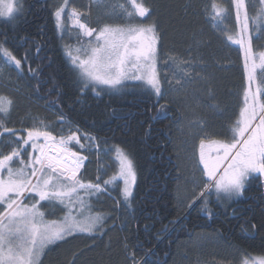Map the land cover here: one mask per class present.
Instances as JSON below:
<instances>
[{
    "label": "trees",
    "instance_id": "1",
    "mask_svg": "<svg viewBox=\"0 0 264 264\" xmlns=\"http://www.w3.org/2000/svg\"><path fill=\"white\" fill-rule=\"evenodd\" d=\"M103 1L70 0L62 27L55 17L62 0H19L15 19L0 17V46L21 61L17 69L0 60V96L12 101L4 119L16 133L12 139L27 136L34 118L63 136L71 122L97 140L86 149L69 144L87 158L79 175L83 182L98 178L103 186L116 176L117 147L135 173L127 200L119 179L89 198L93 213L106 217L103 231L66 237L46 250L42 264H242L246 256H264L261 177L252 176L242 196L231 202L214 197L202 207L206 197H195L196 177H201L192 158L195 141L230 140L244 104L242 55L228 39L238 28L232 0H144L152 14L143 22H154L160 36V97L134 80L118 90L83 88L68 55L75 30L67 15L70 7L87 11V22L96 29L128 22L117 18L119 7L108 10L127 0ZM244 1L249 19L257 18L260 0ZM213 3L227 9L223 22L214 19ZM263 20L251 27L256 52L264 50ZM9 136L0 139L3 154L10 152ZM29 154L27 149L23 157ZM58 206L59 212L50 213L46 205V218H60Z\"/></svg>",
    "mask_w": 264,
    "mask_h": 264
},
{
    "label": "snow or ice",
    "instance_id": "2",
    "mask_svg": "<svg viewBox=\"0 0 264 264\" xmlns=\"http://www.w3.org/2000/svg\"><path fill=\"white\" fill-rule=\"evenodd\" d=\"M69 2L64 0L55 12L58 27H62V14ZM93 2L100 3L101 0ZM260 2L264 4V0ZM232 3L239 22L241 12L245 9L244 0H232ZM118 7L120 13L117 18H124L128 22L115 26L105 24L98 29L81 22L82 13L75 8L69 14L84 36L95 37L94 42L88 41L89 48H77L75 56L68 53L73 66L79 70L83 88L97 91L99 87L106 86L110 90H118L124 86V81L134 80L142 81L158 97L163 96L157 72L160 58L158 26L154 22H143L151 16V8L144 0H127L126 4ZM212 7L214 19L223 22L227 9L215 3ZM20 11L19 0H0V17L15 19ZM137 18L142 19L133 22ZM256 19H264V9H261ZM248 27L249 17L245 11L239 38L228 36L243 50L246 69L248 62L252 61L251 71L247 75L249 86L244 93L239 118L231 128L230 140L208 141L209 151H214L215 156L206 152L205 140L200 141L199 165L203 166L202 176L206 177V180L201 181V198L210 196L213 189L217 199L240 195L253 174L264 176V79L258 80L257 77L258 68L264 73V53L259 54L257 64L247 35ZM0 60L9 65L14 63L17 69L21 68V61L2 46ZM253 84L256 85L255 91L252 90ZM11 107L12 101L0 96V139L6 134L16 135L4 123ZM40 138L44 139L43 144L37 142ZM83 139L91 143L94 138L84 136ZM80 140L73 132L67 137L61 136L57 141L46 130V126L34 127L27 130L26 137L18 136L16 141H12L15 146L9 153L3 154L0 149V206L3 207L0 211V264H42L41 257L50 245L64 241L75 233L103 231L106 217L98 212L93 213L92 205L86 198L107 191V186L118 179L124 181V200L131 196L130 181H135L133 163L119 147L115 149L120 165L118 177L105 180L103 186L99 182L85 183L78 177L83 158L73 152L69 144L72 141L80 144ZM29 143L33 154H29L25 161L23 153L27 151L25 146ZM17 161L19 166L13 167ZM26 200L34 202L28 204ZM46 205L62 206L66 210L63 218L46 220L47 213L42 211ZM242 264H264V256H246Z\"/></svg>",
    "mask_w": 264,
    "mask_h": 264
},
{
    "label": "rangeland",
    "instance_id": "3",
    "mask_svg": "<svg viewBox=\"0 0 264 264\" xmlns=\"http://www.w3.org/2000/svg\"><path fill=\"white\" fill-rule=\"evenodd\" d=\"M88 2L89 3H94L93 2V0H88ZM101 2H104L103 0H101ZM62 3H64V0H62ZM244 3H245V1H244ZM95 4V3H94ZM114 6H115V8H114ZM72 9H73V7H70L69 8V13H68V17H67V23H68V27L69 28H72V29H74L75 31H74V41L71 43V44H69V46H70V48H71V54L73 55V56H75V55H77V52H76V49L77 48H89L90 47V45H89V43H88V41L90 40V38L91 37H86V36H84L83 34H82V32H81V30L79 29V27L78 26H76L74 23H73V20L72 19H70V17H69V14L71 13V11H72ZM76 9V8H75ZM259 9H264V4H260V7H259ZM77 10V9H76ZM108 10H118V6L117 5H112V6H110L109 8H108ZM78 12H81L82 13V21L81 22H83V23H86L89 27H91L90 25H89V23L87 22L88 20V18H90V16H88V14L86 13V12H84V11H82V10H77ZM246 11V6H245V9L244 10H242V12H241V16H240V21L238 22L237 21V25H238V28H237V32H236V34L233 36V38L234 39H238L239 38V34H240V27L243 25V23H244V12ZM235 12H236V9H235ZM247 14H248V12H247ZM252 19H249V27H248V33H247V35H248V37L251 39L253 36H256V34H253V35H251V27L253 26V25H256V24H258L257 23V19L256 18H254L252 21H251ZM255 21V22H254ZM252 22V23H251ZM262 23H264V20H263V22ZM92 28V27H91ZM93 42H94V40H95V37H92V39H91ZM231 41V40H230ZM232 42V41H231ZM233 43V42H232ZM236 46H238L239 47V49H240V51H241V55H242V60H243V65H244V69H245V74H246V81H247V88H248V80H247V75H248V72L249 71H251V63H252V61H249L248 62V68L246 69V67H245V56H244V52H243V50L240 48V46L238 45V44H235ZM251 45H252V43H251ZM246 47H247V43H246ZM69 48V49H70ZM252 49H253V52H254V54H255V57H256V63L257 64H259V59H258V56H259V54L260 53H264V50L263 51H260V52H256L255 50H254V48L252 47ZM81 56H82V58H83V53H81L80 54ZM159 61H160V59H159ZM157 72H158V64H157ZM260 70H259V68L257 69V77H258V80L259 79H263V78H261V74H260ZM158 76L160 77V75H159V72H158ZM160 79V78H159ZM125 82V81H124ZM139 82H141L143 85H144V83L142 82V81H139ZM148 87V86H147ZM99 88H102V86L101 87H99ZM246 88V89H247ZM255 88H256V85L255 84H253L252 85V90L253 91H255ZM38 118H34L33 119V121H32V123H31V127L30 128H27V130L28 129H32V128H34V127H40V128H45V123L42 121V120H37ZM69 123V122H68ZM69 125V130H68V132L67 133H69V134H65V136L64 137H67V136H69V135H71L72 134V132L70 133L69 131H73L74 130V132H76V134H77V136L78 137H80L81 138V140H80V147H81V144L82 145H84L83 147H81V149H86V147H88V146H90V145H97V140L93 137V136H91V135H88V134H85L84 132H82L78 127H76L74 124H72L71 122L68 124ZM27 130H26V132L25 133H27ZM46 130H47V127H46ZM0 131H2V129H0ZM52 133V132H51ZM7 135V134H6ZM24 135V134H23ZM20 136V135H17V136H19V137H26V135L25 136ZM52 135L53 136H55V137H61V136H63L61 133H59V134H53L52 133ZM84 136H89V137H92V138H94L92 141H91V143H89L87 140H85V139H83V137ZM9 142H7V143H9L10 144V151H11V148L12 147H14L15 145L12 143V141H16L17 140V138H16V140L15 139H12V136H9V138L7 139ZM59 139H57V141H58ZM203 140H205V144H206V152L209 154V155H212V156H215L216 155V153L214 152V151H209V148H208V141H210V140H213V138H203ZM216 140H221V139H216ZM224 141H228V140H224ZM39 144H43L44 143V139L43 138H40L38 141H37ZM73 142V141H72ZM71 142V143H72ZM195 144H196V147H194L193 149V153H192V158L195 160V165H199V153H200V141H195ZM28 150H29V152H31V151H33V149H32V147H31V144L29 143L28 145H26L25 146ZM1 148H3V146L1 147ZM72 150V149H71ZM73 152H75L74 150H72ZM4 153V152H3ZM9 153V152H8ZM77 154H78V156H80V157H82L83 158V160H82V164H81V167H80V169L81 168H83L84 167V165H85V162L87 161V158H86V156H84V155H81L79 152H76ZM32 154H33V152H32ZM54 154V153H53ZM84 156V157H83ZM28 158H29V155H28ZM28 158H24L23 157V159L25 160V161H27V159ZM129 158V157H128ZM190 158V157H189ZM188 159V158H187ZM197 161H198V164H197ZM16 165H13V167H18L19 166V161H17L16 163H15ZM194 169H197V173L198 172H200L201 171V179L200 178H197L196 177V179H197V181H195V185H200V188H198L197 190H199V191H197V195L195 196L196 198H199V194H200V192L202 191V189H203V183L201 182L202 180H206V177H203L202 176V169H203V166L202 165H199L198 166V168H194ZM82 170V169H81ZM115 170H116V176L118 177L119 176V171H120V165H119V162H118V160L117 159H115ZM79 175V174H78ZM189 175H190V179H192L193 180V177H194V175L192 174V169H191V167H190V171H189ZM258 176L259 178L261 177V179L264 181V176H260L259 174H253V176ZM120 180V182H121V184L123 185V187H124V181H123V179L122 178H120L119 179ZM194 180H195V178H194ZM96 182H99V179L97 178L96 179ZM134 183H135V181L134 182H131L130 181V184H131V190H132V187H133V185H134ZM246 183H247V181H246ZM245 186H246V184H245ZM34 195V194H33ZM242 196V193L240 194V195H236V196H233V197H231V198H222V199H219V200H228L229 202H231L232 200H234V199H236L237 197H241ZM217 198L216 197V194H215V190L213 189L212 190V194L210 195V196H207L206 198H205V200H207V203H208V201H209V198ZM37 199H38V197H37ZM88 201H89V198H86ZM197 199H195L194 201H193V203L196 201ZM205 200H204V202H202V207H206L207 206V204H205ZM34 201H32V200H26L25 201V203H28V204H31V203H33ZM43 203V202H42ZM63 209V208H62ZM3 210V207L2 206H0V211H2ZM47 210L50 212V213H53V212H59V210H60V207L58 206V205H56L55 207H53L52 205H48V207H47ZM42 211H45V209L43 208L42 209ZM65 209H63V211H62V213H61V217L60 218H57V219H55V220H60V219H62L63 218V216H64V214H65ZM45 219L46 220H49V221H51V220H53V219H48V218H46L45 217ZM50 246H52V245H50ZM49 246V247H50ZM47 250V249H46ZM46 250H45V252H46ZM45 254V253H44ZM44 254L42 255V257H41V260H43V257H44ZM259 256V255H258Z\"/></svg>",
    "mask_w": 264,
    "mask_h": 264
}]
</instances>
